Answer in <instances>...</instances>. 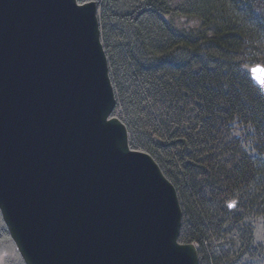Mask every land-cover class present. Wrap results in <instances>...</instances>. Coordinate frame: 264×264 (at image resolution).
I'll return each instance as SVG.
<instances>
[{
  "label": "water",
  "instance_id": "1",
  "mask_svg": "<svg viewBox=\"0 0 264 264\" xmlns=\"http://www.w3.org/2000/svg\"><path fill=\"white\" fill-rule=\"evenodd\" d=\"M84 2L0 0V211L10 237L26 264H200L197 245L180 241L177 187L131 148L115 113L100 1Z\"/></svg>",
  "mask_w": 264,
  "mask_h": 264
},
{
  "label": "trees",
  "instance_id": "2",
  "mask_svg": "<svg viewBox=\"0 0 264 264\" xmlns=\"http://www.w3.org/2000/svg\"><path fill=\"white\" fill-rule=\"evenodd\" d=\"M111 16L127 27L115 33L100 19L131 147L177 187L188 219L180 240L205 250L217 227L212 200L264 215V96L247 71L264 62V0H142ZM201 261L226 260L206 251Z\"/></svg>",
  "mask_w": 264,
  "mask_h": 264
},
{
  "label": "rangeland",
  "instance_id": "3",
  "mask_svg": "<svg viewBox=\"0 0 264 264\" xmlns=\"http://www.w3.org/2000/svg\"><path fill=\"white\" fill-rule=\"evenodd\" d=\"M141 3L142 0H121L110 8L109 0H102L99 17L100 19L107 17L110 21L109 25L115 33H126L127 27L113 21L111 14H130L132 11L137 10ZM260 63L263 64L264 62L261 60ZM115 113L119 116L118 107ZM131 143L134 142L130 139V145ZM206 196H208L209 201L210 196L207 194ZM218 201L217 198L212 200L211 203L214 210L217 207L214 221L217 227L216 230H210L209 242L205 250L201 245H198L200 261L201 256L207 251L211 254L215 253L218 257L223 255L226 260L225 264H264V215L261 217L245 213L243 215V210L236 209L235 206L227 212L226 208L224 210L219 209ZM237 216H242L239 222L235 220ZM183 219V226H185L188 219L185 218V215ZM5 227L0 212V230ZM6 229L9 233L8 227ZM7 232L3 229L0 233V264H26L13 238ZM180 241L183 243L182 240Z\"/></svg>",
  "mask_w": 264,
  "mask_h": 264
},
{
  "label": "snow or ice",
  "instance_id": "4",
  "mask_svg": "<svg viewBox=\"0 0 264 264\" xmlns=\"http://www.w3.org/2000/svg\"><path fill=\"white\" fill-rule=\"evenodd\" d=\"M89 2H91V0H85L84 3L79 4V8H85L86 4ZM250 72L252 73L253 80H255L261 88H264V67L254 66L250 69ZM111 119L113 121H116L118 118L116 116H113L111 117ZM177 252H180V249H177Z\"/></svg>",
  "mask_w": 264,
  "mask_h": 264
},
{
  "label": "bare ground",
  "instance_id": "5",
  "mask_svg": "<svg viewBox=\"0 0 264 264\" xmlns=\"http://www.w3.org/2000/svg\"><path fill=\"white\" fill-rule=\"evenodd\" d=\"M92 1H93V2H95V1H100V4H97V6H98V10H99V7L101 8L102 0H92ZM101 38H102V31H101ZM102 39H103V38H102ZM257 63H260V62H257ZM255 64H256V63H254V65H255ZM254 65L248 67V68H247V71L249 70V68L253 67Z\"/></svg>",
  "mask_w": 264,
  "mask_h": 264
},
{
  "label": "flooded vegetation",
  "instance_id": "6",
  "mask_svg": "<svg viewBox=\"0 0 264 264\" xmlns=\"http://www.w3.org/2000/svg\"><path fill=\"white\" fill-rule=\"evenodd\" d=\"M185 229H186V223H185Z\"/></svg>",
  "mask_w": 264,
  "mask_h": 264
}]
</instances>
